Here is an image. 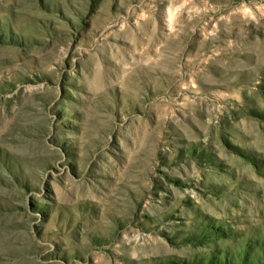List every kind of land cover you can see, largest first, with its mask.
<instances>
[{
	"label": "rangeland",
	"instance_id": "rangeland-1",
	"mask_svg": "<svg viewBox=\"0 0 264 264\" xmlns=\"http://www.w3.org/2000/svg\"><path fill=\"white\" fill-rule=\"evenodd\" d=\"M0 264H264V0H0Z\"/></svg>",
	"mask_w": 264,
	"mask_h": 264
}]
</instances>
